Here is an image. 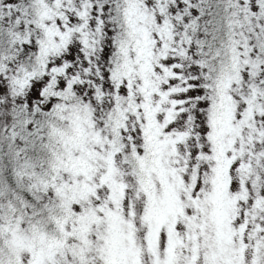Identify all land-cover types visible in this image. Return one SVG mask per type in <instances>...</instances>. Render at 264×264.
Returning <instances> with one entry per match:
<instances>
[{
    "label": "snow or ice",
    "instance_id": "6c2138e0",
    "mask_svg": "<svg viewBox=\"0 0 264 264\" xmlns=\"http://www.w3.org/2000/svg\"><path fill=\"white\" fill-rule=\"evenodd\" d=\"M0 264H264V0H0Z\"/></svg>",
    "mask_w": 264,
    "mask_h": 264
}]
</instances>
